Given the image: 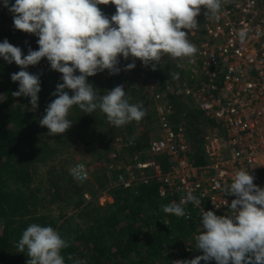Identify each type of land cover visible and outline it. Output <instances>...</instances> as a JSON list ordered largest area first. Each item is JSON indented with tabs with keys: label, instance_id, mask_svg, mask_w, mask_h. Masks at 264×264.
Listing matches in <instances>:
<instances>
[{
	"label": "trees",
	"instance_id": "16d2710c",
	"mask_svg": "<svg viewBox=\"0 0 264 264\" xmlns=\"http://www.w3.org/2000/svg\"><path fill=\"white\" fill-rule=\"evenodd\" d=\"M98 7L109 17L115 12V6L111 3ZM5 38L14 46H19L22 54H27L29 47L32 50L38 48V38L14 29L12 14L7 8L0 6V41ZM133 59L135 66L125 70L124 65ZM178 64L167 54L157 62L156 69L143 65L138 58H120L117 67L122 68L124 75L129 74L126 87L133 97L130 98V103L140 104L145 116L140 121L121 126L118 133L115 126L105 120V114L98 109L93 113H82L78 107L73 106L67 115V119L72 122L71 126L64 133L50 136L47 127L41 126L38 121L45 114L47 104L55 98L51 93L57 83H62L59 79L62 74L50 69L48 61L43 57L36 65L27 66L26 71L39 74L40 82L37 108L31 110L28 97L12 96V92L18 89V82L11 81L10 73L19 71L20 66L0 58V264H26L29 257L25 252L19 251L16 245L22 231L32 223L53 227L68 242V246L61 250L65 264H72L68 257L83 260L86 264H174L172 260L191 259L201 254V250L195 248L194 239L201 231L197 230L200 214L192 208V218L185 219L184 213L178 215L163 210L162 204L170 202L169 197L157 194L154 180L137 181L128 187L121 184L108 187L109 179L105 178L107 183L103 189H109L108 194L112 201L103 208L94 199L91 201L83 196V189L86 188L84 186H77L66 180L68 187L65 196L60 198L53 178L47 177L52 182L47 189L42 187L43 180L37 178L41 176L39 164L49 162H52L50 176L62 175L63 178L61 167L65 160L59 154L75 143L88 150L98 161L109 162L106 154L112 149L108 142L111 136L118 138L117 145L121 150L124 149V156L131 158L140 152L141 157L147 156L151 136L147 125L155 124L156 120L154 102L149 95L151 86L164 85L168 80L174 79V73H179L178 78L185 77V70L180 64L178 67ZM98 73L86 79L96 88L98 95H103L116 86V81L110 74L100 80ZM138 76L142 79L138 82L139 86L134 87ZM65 91L72 94L69 89ZM172 108V118L178 121L185 116L187 131L194 133V163H201V148L198 144L201 142L204 121L200 119L197 110L187 109L186 106L183 108L178 102L173 101ZM94 118H98L99 122L94 124ZM141 121L149 122L141 126L144 133L133 127ZM157 159L163 167L168 165L165 155H159ZM120 171L123 169L116 173ZM116 173L114 172L111 179H116ZM87 188H90V184ZM90 190V196L94 197L96 190ZM47 196L49 202L60 199L64 204L68 200L65 205H72L76 219H80L84 228L72 229L67 219L60 221L67 211L57 216L47 212L44 209ZM41 202L44 207H38ZM65 207L61 205L59 210ZM199 264L216 262L201 260Z\"/></svg>",
	"mask_w": 264,
	"mask_h": 264
},
{
	"label": "clouds",
	"instance_id": "9594fccd",
	"mask_svg": "<svg viewBox=\"0 0 264 264\" xmlns=\"http://www.w3.org/2000/svg\"><path fill=\"white\" fill-rule=\"evenodd\" d=\"M109 3L115 6L110 17L98 7ZM0 6L12 14L14 29L38 38V48L29 47L27 54H22L20 47L7 38L0 41V58L20 66L19 71L10 73L11 81L18 82L12 96L28 97L31 110L37 108L39 74L25 69L36 65L42 57L50 69L62 74V83H57L51 93L55 98L38 121L51 136L64 133L71 126L67 115L73 106L82 113L98 109L116 127L140 121L145 111L140 104L129 103L122 85L98 95L86 77L105 69L109 74L118 73L120 58H138L143 65L156 69L157 62L166 54L172 58L192 57L197 48L187 35L197 27L196 16L201 6L207 16H216L222 4L221 0H0ZM245 35L244 30L237 32L241 41ZM134 66L135 59L124 68ZM178 77L179 73L173 74L174 79ZM70 171L74 179L86 178L83 165ZM253 179L247 170L235 171L230 184L222 189L234 195L227 203L229 212L216 215L212 210L200 209L201 231L194 239L201 254L172 260L174 264H199L201 260H214L216 264H264V187L254 184ZM186 199L200 203L191 190ZM184 203L185 199L170 201L162 204V209L183 214ZM16 246L29 257L26 264H65L61 250L68 242L51 226L28 225ZM68 259L72 264H86L83 260Z\"/></svg>",
	"mask_w": 264,
	"mask_h": 264
},
{
	"label": "built area",
	"instance_id": "2783aa9c",
	"mask_svg": "<svg viewBox=\"0 0 264 264\" xmlns=\"http://www.w3.org/2000/svg\"><path fill=\"white\" fill-rule=\"evenodd\" d=\"M221 4L216 16H207L201 6L197 27L187 35L197 52L190 58H173L185 77L151 86L156 132L148 143L149 156L133 155L138 181L154 180L157 194L169 201L185 199V219L192 218V208L199 214L200 209L227 214L234 195L222 189L236 170L249 171L253 183L264 187V0H221ZM240 30L246 33L243 41L237 36ZM173 101L197 110L204 121L198 144L201 163H194V133L187 131L185 116L172 118ZM117 142L113 138L112 144ZM159 155L166 156V167ZM78 165L87 175L80 161L71 165L69 175L82 182L70 171ZM116 179L123 187L135 182L126 172ZM188 190L199 204L186 199Z\"/></svg>",
	"mask_w": 264,
	"mask_h": 264
},
{
	"label": "rangeland",
	"instance_id": "374dc122",
	"mask_svg": "<svg viewBox=\"0 0 264 264\" xmlns=\"http://www.w3.org/2000/svg\"><path fill=\"white\" fill-rule=\"evenodd\" d=\"M121 70L118 73H114V74H110L112 77L115 78L116 81V86L121 84L123 85V88L125 89V93L126 96L129 100L130 103V98H133L130 94H129V90L127 89L126 86H128V80H129V74H125L124 75V71H122V68H120ZM124 72V73H123ZM3 74V72H1ZM107 74H109L108 70L105 69L104 71H101L98 73V77L100 80H104L107 76ZM4 75V74H3ZM142 79L141 76L137 77V82L136 85L134 87H138V82ZM99 118L102 119V117L100 116ZM94 124L98 123L99 120L98 118H94ZM105 120L107 121L106 117ZM144 120V119H143ZM133 122H137V121H133ZM148 124L149 122L146 121H141V123L139 125H133V127L137 128L139 131H141L142 133H144L142 130L143 128L141 127L142 125ZM147 126H149L150 132L149 135L150 139L152 137V135L156 132V124L151 123L148 124ZM122 127H125L124 125ZM116 129V131L118 133H120V127H114ZM104 134H106V131L104 132ZM113 136L115 137V135L113 134ZM195 136L197 137V135L195 134ZM116 138V137H115ZM112 140L113 137H109V145L111 146V150L110 152H108L106 154V157L108 158L109 162L106 161H98L94 159V156H92L88 150L83 149L80 144H74L69 146L68 148L65 149V151H63L64 153L59 154V156L65 160V163H63V167H61V172L63 173V178L62 175L59 177L55 176V175H51L52 172V167L51 164L52 162H49L48 164H44L41 165L39 164V174L41 175L40 177L37 178H41L43 180L42 182V187L43 189H47L50 185H51V180H49L50 178L47 177H51L53 178V180L55 181V187L57 185L58 187V191H59V197L63 198L65 196V191L68 187V183L67 182H74L75 184H77V186H84L85 189L83 192V196H85V198L91 200L94 199V202H97V204L101 205L103 208H105L107 206V204L109 202L112 201V197L108 194L109 189H103V187L105 186V178L108 177L109 179V186L111 187V185L115 184L118 185L120 184L118 179H111V177L114 175V172L116 173L117 170L123 169V171L116 173L117 175L119 174H123L124 172H126V175L130 174V176H133V182H137L139 180V176L140 173H138V171L133 167L135 159H133V157L129 158L127 156H124L123 150L120 149V146L117 144H112ZM150 141V140H149ZM78 143V142H77ZM67 150V151H66ZM121 150V151H120ZM119 154V156H118ZM113 156V157H112ZM122 157V158H121ZM76 161H80L82 163H84L85 167L87 168V175L86 178L84 179V181L79 182V181H74L70 175H69V169L71 167V165L76 162ZM129 163V164H128ZM49 170V172H48ZM57 170V169H55ZM59 174V173H58ZM59 177V178H58ZM98 177V178H97ZM47 178V179H46ZM137 179V180H136ZM90 184V188H87V185ZM123 186V185H122ZM94 189L96 190L95 192V196L91 197L90 196V189ZM57 197V196H56ZM90 197V198H89ZM46 203L45 204V210H47V212L52 213L54 216H57L59 213V215H61L62 213H64L65 211H67L65 213L64 216H62V218L60 219V221L63 219L68 220V225L72 228H84L83 223L80 221V219H76L77 217L74 214V209L72 208V205H65L66 202H68V200L62 204L60 199H56L52 202H49V197H46ZM92 201V200H91ZM66 206L65 208H63L62 210H59L60 206ZM38 207H44V203L41 202L40 205H38ZM96 217V215L93 216V220H95L94 218ZM65 224L67 225V221H65ZM1 225V222H0Z\"/></svg>",
	"mask_w": 264,
	"mask_h": 264
}]
</instances>
